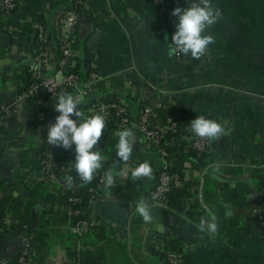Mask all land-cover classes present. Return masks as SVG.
<instances>
[{"label": "crops", "instance_id": "obj_1", "mask_svg": "<svg viewBox=\"0 0 264 264\" xmlns=\"http://www.w3.org/2000/svg\"><path fill=\"white\" fill-rule=\"evenodd\" d=\"M14 1L10 15L0 10V105L9 109L0 126L1 222L8 226L0 240V261L14 259L27 231L56 208L54 188L61 183L47 179L40 162L51 115L48 97L42 89L39 101L15 97L27 82L28 63L44 54V76L74 71L80 83L90 71L100 76L91 93L79 98L82 122L95 115L86 110L90 98H121L132 115L142 105L151 106L152 126L174 120L182 134L169 146L186 147L190 122L198 115L221 123L226 132L211 140L201 162L186 155L181 164L183 193L171 196L165 208L152 202L149 183L140 188L132 184L137 178L131 156L121 161L112 174L134 196L125 197V190L114 183L102 185L100 198L83 208L91 225L80 237L73 234L70 250L48 233L44 264H162L154 240L180 248L185 264H264V239L252 215L256 204L264 213V0H211L222 15L205 30L215 43L200 59L170 56L167 46L178 22L171 13L187 8L190 0H89L70 33L72 62L62 61L54 28L67 3ZM36 19L43 24L45 39L31 31ZM67 91L61 89L58 96ZM108 122L95 146L102 161L118 157V131L107 130ZM125 129L136 137L131 155L151 159L155 170L157 156L144 150L137 130ZM72 149L63 161L70 169L75 145ZM178 155L182 151L173 157ZM36 191V202L15 213L20 201ZM141 200L149 205L150 223L136 211ZM210 213L217 217L216 234L198 227L202 218L210 221ZM56 230L65 233L66 227Z\"/></svg>", "mask_w": 264, "mask_h": 264}, {"label": "built area", "instance_id": "obj_2", "mask_svg": "<svg viewBox=\"0 0 264 264\" xmlns=\"http://www.w3.org/2000/svg\"><path fill=\"white\" fill-rule=\"evenodd\" d=\"M73 3V6H83L86 7V3L89 0H70ZM156 1V0H152ZM15 7L14 0H0V10L4 15H10ZM78 13L74 10L64 9L62 10L56 19L54 20V28L57 30L56 40L57 47L60 52L62 61L72 62L74 59V52L71 47V31L75 25L76 17ZM34 27L37 28V36L40 39H45L43 29L40 25L34 24ZM175 33V31L171 34ZM172 41V40H171ZM46 63V58L44 54L40 57L34 58L31 62L28 63L27 70L31 77V82L25 90L16 94V100H25L27 98H32L35 101H39L38 90L42 89L48 97V104L51 106V115L48 120V125L55 123L56 117L59 115L55 110V104L57 103V96L61 89H70L73 90V96L79 102L81 96H87L94 89V86L101 80L100 76L94 72L90 71L87 74L86 79L83 83H80L78 76L73 72H66L59 74V77H56V74L44 76L43 68ZM88 113L91 114H100L104 116L105 120L109 118L110 115H113L116 119V128L118 132L125 129L126 127H133L140 134V141L144 150L148 152H154L158 158L157 170L158 175L156 182L154 184L153 190L151 191L152 202L161 206L166 207L167 194L172 188L180 187L182 184V178L178 173L173 172L169 169L167 160L164 158L165 151L160 145V137L166 132H176L180 131L178 125L174 120H169L165 125L161 126H152L150 125L149 118L153 115V108L149 105H142L136 113V117L133 119L130 116L129 108L127 103L121 99L116 98L112 100H94L88 104L86 108ZM9 109L5 105H0V126L3 124L5 118L7 117ZM74 120L78 118L73 116ZM80 122L81 119H80ZM48 126V127H49ZM187 143L194 149L196 152H207L211 145V140L207 138H201L195 135L192 132L191 128L188 129L187 134ZM95 151H99L96 147ZM53 154L51 150H48L44 153V157L41 158V171L43 175L51 181H59V176L57 170L53 166ZM66 169V166L63 164L61 169ZM104 171H96L94 173L97 176V185L98 190L97 195L92 200L100 198V188L102 185L106 184ZM71 177V182L66 178ZM76 179L80 182L83 180L77 174ZM73 176L69 173H65L64 180H61L62 183L67 188H71L73 185ZM72 201H77L76 198H70ZM264 202V197L260 200V203ZM68 214H76V210L68 211ZM252 215L257 220L258 235L260 239H264V213L261 211L258 204L252 207ZM91 225L88 218L78 219L68 226L69 231L74 234L76 237H80L87 228ZM152 245L156 248L162 264H185V261L182 257V250L178 247L172 246L170 243L162 241L151 242ZM29 248L27 246L25 238L22 240L20 248L17 252V255L14 259L11 260H1L0 264H30L29 261ZM77 264V263H73Z\"/></svg>", "mask_w": 264, "mask_h": 264}, {"label": "clouds", "instance_id": "obj_3", "mask_svg": "<svg viewBox=\"0 0 264 264\" xmlns=\"http://www.w3.org/2000/svg\"><path fill=\"white\" fill-rule=\"evenodd\" d=\"M171 15L177 17L178 22L175 26L176 31L171 37L172 43L167 45L169 55L181 53L187 56L190 54L192 58L200 59L208 50L209 45L215 43L213 35H204L205 30L217 23L222 13L211 4V0H190L187 8L177 7ZM78 106L79 102L72 94L61 93L58 96L54 107L59 115L56 117L55 123L48 127L47 142L65 150H69L75 145L73 167L87 184L92 181L93 174L101 168V162L104 159L101 152L95 151L94 148L103 135L105 118L100 114H95L80 122L83 113L78 110ZM73 116L78 119H72ZM190 127L196 136L209 140H218L226 134L225 127L221 123L214 119H207L203 115H198L192 120ZM117 135L119 141L116 155L121 161L127 162L132 154L133 145L136 143V137L129 129L121 130ZM219 168V164L215 165L214 173L218 172ZM132 175L138 179H151L153 169L145 161L133 170ZM66 179L71 182L72 178L67 177ZM105 180L107 181L105 187L114 183L111 170L105 173ZM136 211L145 223L152 221L149 205L143 200L137 203ZM226 215L230 216L231 212ZM198 227L201 232L207 229L210 234H216L219 230L216 215L210 213V221L202 218Z\"/></svg>", "mask_w": 264, "mask_h": 264}, {"label": "trees", "instance_id": "obj_4", "mask_svg": "<svg viewBox=\"0 0 264 264\" xmlns=\"http://www.w3.org/2000/svg\"><path fill=\"white\" fill-rule=\"evenodd\" d=\"M63 3L65 1V4L67 3V7H64L63 10L65 9H70V10H74L77 13H80L82 11L85 10V8L83 6H73L72 1L70 0H61ZM37 24L40 25L43 28V24L41 23V21H39L38 19H36ZM31 31L33 32L34 36H37V28L33 26H31ZM57 42V40H56ZM74 72V71H73ZM26 73H27V82L25 85L21 86L19 88V90L17 91L16 94H19L20 92H22L23 90H25L27 88V86L30 84L31 82V77L30 74L28 72V70L26 69ZM75 73V72H74ZM68 90L67 93L73 94V90L70 89H65ZM114 98H102L99 100L105 101V100H112ZM94 100H98L96 99V97L94 98H90L87 101V106L88 104H90L91 102H93ZM139 109V108H138ZM137 109V110H138ZM136 110V113H137ZM129 113L130 116L134 119L136 117V113L134 112L133 115L131 114V111L129 109ZM158 113V112H156ZM135 114V115H134ZM159 115V113H158ZM50 119V116L48 118V120ZM108 127L107 130H111V129H115L116 128V122L117 119L113 116L110 115L108 118ZM178 134H182L180 131H176V132H166L164 134H162V136L160 137V145L162 146V148L165 151V156L164 158L167 160L168 165H169V169L173 172L178 173V175L181 177V164L184 161V159L186 158V155H190L192 157H195L198 159V162H201V158L203 157V155L205 154V152H196V150H194L188 143H186V147L184 146H169L168 142L175 136H177ZM188 134V133H187ZM44 150L45 152L48 150L52 151L53 154V166L54 168L57 170L58 172V176H59V183H61L59 186H56L54 189L57 193L56 196V208L54 210H52L47 216L46 218H44V220H42L37 228L27 231L26 235H25V240L27 243V246L29 248V263L30 264H44V257H45V251L46 248L48 247V243L46 241L47 236L49 235L48 233H50L52 235V237H60L58 238L59 240L65 241V246L67 247V249H71L70 246V242L73 241V234L69 231L68 226L70 224H72L74 221L78 220V219H83L85 218V215L83 213V208L84 206L88 203V201L92 200L93 198L96 197L97 195V176H95L93 174V179L90 183H85L80 182L78 179H76L77 177V172L75 171V169H70V168H64L61 169V166L64 164V153H66V151H72L73 149H69V150H65L62 147H55L50 145L47 142V135L45 137V146H44ZM180 150L182 151L183 155H178L176 157H173L174 153ZM42 153V157H44V153ZM152 155L156 154L154 152H152ZM132 158V164L133 167L136 168L139 164L147 161L152 169H153V164H152V160L147 158L146 156H135V155H131ZM102 166L100 169H98L97 171H104V172H108L109 170L112 171H118L120 168V163L121 160L119 159V157L116 156H108V158L105 159V161H102ZM199 164H196V166ZM199 167V166H197ZM65 173H69L73 176L74 180H73V185L71 188H67L64 183L61 182V180H64V175ZM114 174V185L116 188H121L124 189L125 191L123 192L125 195V197H133L134 194L129 192V187H124V186H119V182L117 180H115V173ZM157 175H158V170L157 169H153V176L151 179H146V178H137L136 181H134L132 184L136 185L138 188L141 187V185L143 183H149V187H148V191L151 194V191L153 190L154 184L156 182L157 179ZM183 185V182L181 184V186ZM135 186V188H136ZM181 186L180 187H176V188H172L168 194H167V201H166V207L167 205H169V199L171 198V196H173L176 192H178V194H182L183 192H181ZM38 194H40L39 191L33 192L31 193L25 201H20L21 206H18L14 209L15 213L19 212V209L23 210V212H25V208L30 206L31 204L35 203L38 197ZM136 195V194H135ZM76 198L77 201H72L70 200V198ZM3 208L4 207H0V240L3 238V236L5 235V232L8 228V226L4 225L1 222V216L3 214ZM72 211V210H76V214H68V211ZM60 226H64L66 227V232L62 233L57 231L56 229ZM88 229V228H87ZM73 237V238H72ZM16 257V256H15ZM14 257V258H15Z\"/></svg>", "mask_w": 264, "mask_h": 264}]
</instances>
